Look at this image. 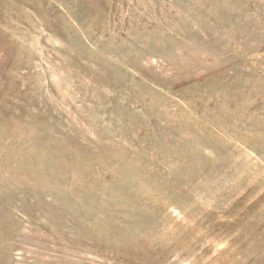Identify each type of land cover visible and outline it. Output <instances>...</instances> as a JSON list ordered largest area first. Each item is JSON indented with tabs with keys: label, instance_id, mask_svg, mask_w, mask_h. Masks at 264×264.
Instances as JSON below:
<instances>
[{
	"label": "rangeland",
	"instance_id": "374dc122",
	"mask_svg": "<svg viewBox=\"0 0 264 264\" xmlns=\"http://www.w3.org/2000/svg\"><path fill=\"white\" fill-rule=\"evenodd\" d=\"M0 264H264V0H0Z\"/></svg>",
	"mask_w": 264,
	"mask_h": 264
}]
</instances>
